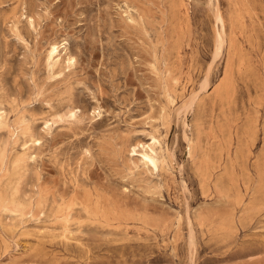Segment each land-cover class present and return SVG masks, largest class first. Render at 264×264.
Returning <instances> with one entry per match:
<instances>
[{
  "label": "rangeland",
  "instance_id": "obj_1",
  "mask_svg": "<svg viewBox=\"0 0 264 264\" xmlns=\"http://www.w3.org/2000/svg\"><path fill=\"white\" fill-rule=\"evenodd\" d=\"M0 264H264V0H0Z\"/></svg>",
  "mask_w": 264,
  "mask_h": 264
},
{
  "label": "bare ground",
  "instance_id": "obj_2",
  "mask_svg": "<svg viewBox=\"0 0 264 264\" xmlns=\"http://www.w3.org/2000/svg\"><path fill=\"white\" fill-rule=\"evenodd\" d=\"M217 21L220 23L221 25V33L217 39V43H216V50H215V58L219 57L222 52H223V48L225 46L226 43V39H225V23H224V18L222 16V14L220 12L217 13L216 16ZM60 47L61 45L57 42H53L50 45V49L48 50V58L50 63H57L60 59H62V54L60 51ZM73 58L71 56L68 57V60L71 61ZM208 80L205 79V81L202 83V87L207 88L208 85ZM194 103V99H192L189 103L185 104L184 106H182V108L180 109V113L181 112H188V110L192 107ZM182 114V113H181ZM180 114V115H181ZM186 114V113H185ZM158 143V139L156 137H153V142L151 144H149L148 146H143L144 150L143 152H141V156H142V161L149 165L150 163L153 164L154 166L157 165V157H156V151L154 149V147L156 146V144ZM137 145H133L132 146V152L134 154L137 153ZM193 240V239H192Z\"/></svg>",
  "mask_w": 264,
  "mask_h": 264
}]
</instances>
